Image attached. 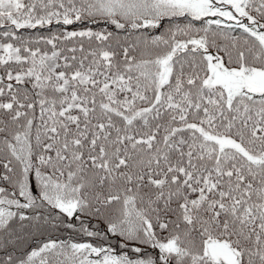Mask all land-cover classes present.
<instances>
[{
	"label": "snow or ice",
	"instance_id": "6c2138e0",
	"mask_svg": "<svg viewBox=\"0 0 264 264\" xmlns=\"http://www.w3.org/2000/svg\"><path fill=\"white\" fill-rule=\"evenodd\" d=\"M0 264H264V0H0Z\"/></svg>",
	"mask_w": 264,
	"mask_h": 264
}]
</instances>
